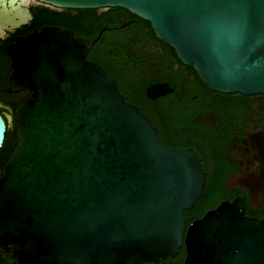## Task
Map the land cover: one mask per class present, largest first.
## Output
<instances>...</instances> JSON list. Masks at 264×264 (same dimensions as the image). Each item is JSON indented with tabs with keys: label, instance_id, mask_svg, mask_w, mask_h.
Masks as SVG:
<instances>
[{
	"label": "water",
	"instance_id": "1",
	"mask_svg": "<svg viewBox=\"0 0 264 264\" xmlns=\"http://www.w3.org/2000/svg\"><path fill=\"white\" fill-rule=\"evenodd\" d=\"M40 1L124 7L209 88L264 92V0ZM2 10L1 20L17 24ZM113 18L96 34L131 19ZM96 34L45 25L5 49L12 69L1 90L29 94L7 116L17 143L0 174V264H140L173 255L182 241L177 264H264V219L243 215L235 194L183 232V210L203 185L200 158L164 144L113 76L85 57ZM162 92L146 87L150 97ZM6 125L0 112V146Z\"/></svg>",
	"mask_w": 264,
	"mask_h": 264
},
{
	"label": "flooded vegetation",
	"instance_id": "2",
	"mask_svg": "<svg viewBox=\"0 0 264 264\" xmlns=\"http://www.w3.org/2000/svg\"><path fill=\"white\" fill-rule=\"evenodd\" d=\"M22 12L14 15L8 0H0V16H13L17 24L0 19V112L8 125V114L13 115V105L5 100L17 96L21 100L29 94L22 88L14 91L1 90L12 69L5 49L13 37L23 35L45 25H62L78 34L66 23L55 18L67 13L63 7L40 0H15ZM4 4V5H3ZM114 15L130 18L116 28L100 29L96 40L86 51V58L98 62L115 79L123 97L132 102L154 125L158 138L169 146H190L200 158L204 170L201 192L193 204L183 210L198 208L200 216L214 208L220 201L230 202L235 194L242 200V213L256 219H264V92L243 93L219 91L206 86L194 68L180 60L174 48L159 38L149 22L126 8ZM101 6L96 14L100 15ZM74 13L68 12L70 17ZM109 23L115 22L113 14ZM20 21V22H19ZM140 32L144 38L159 48V62L150 70L136 69L128 58L119 52L117 58L107 48V43L127 42L130 34ZM136 60V56L133 55ZM148 85H161L163 92L152 97L146 94ZM3 95V98L1 97ZM190 219V220H191ZM190 221H185L184 229ZM184 242L173 255L143 260L140 264H177L184 258Z\"/></svg>",
	"mask_w": 264,
	"mask_h": 264
},
{
	"label": "trees",
	"instance_id": "3",
	"mask_svg": "<svg viewBox=\"0 0 264 264\" xmlns=\"http://www.w3.org/2000/svg\"><path fill=\"white\" fill-rule=\"evenodd\" d=\"M63 10L68 12L72 11L74 14L69 17L67 15L68 12L60 13V15L55 18L56 20L60 23L71 25L78 34L90 36L96 34L97 27L103 24L106 20L107 22L110 20V15L118 13V11L123 10V8L121 6H101L102 11L100 15L96 14L98 7H63ZM6 84L7 82L3 84L2 89L5 88ZM1 97L3 98V95ZM4 97L5 100L13 105V108H15L21 101V98H18L17 96H11L10 98L7 96ZM16 143L17 136L15 128L13 124L11 126L7 124L4 132V138L0 146V174L3 164L7 161ZM199 212L200 210L198 208L184 211L185 221H190L191 217L193 215H198Z\"/></svg>",
	"mask_w": 264,
	"mask_h": 264
},
{
	"label": "rangeland",
	"instance_id": "4",
	"mask_svg": "<svg viewBox=\"0 0 264 264\" xmlns=\"http://www.w3.org/2000/svg\"><path fill=\"white\" fill-rule=\"evenodd\" d=\"M108 50L112 55L117 58L119 52H122L128 62L134 63L133 67L136 69L150 70L159 62V48L155 47L154 44L144 38V35L140 32L130 34L127 42L118 46V42L113 40L107 43ZM136 56V60L135 57Z\"/></svg>",
	"mask_w": 264,
	"mask_h": 264
}]
</instances>
